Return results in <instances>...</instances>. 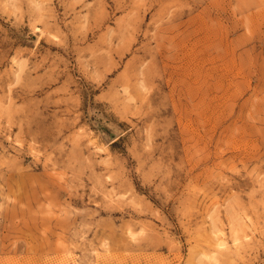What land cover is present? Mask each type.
Wrapping results in <instances>:
<instances>
[{
    "label": "rangeland",
    "instance_id": "1",
    "mask_svg": "<svg viewBox=\"0 0 264 264\" xmlns=\"http://www.w3.org/2000/svg\"><path fill=\"white\" fill-rule=\"evenodd\" d=\"M0 264H264V0H0Z\"/></svg>",
    "mask_w": 264,
    "mask_h": 264
},
{
    "label": "water",
    "instance_id": "2",
    "mask_svg": "<svg viewBox=\"0 0 264 264\" xmlns=\"http://www.w3.org/2000/svg\"><path fill=\"white\" fill-rule=\"evenodd\" d=\"M93 125L102 128L106 133H108L110 138L115 137V133L112 132L105 124H97V125L93 124Z\"/></svg>",
    "mask_w": 264,
    "mask_h": 264
},
{
    "label": "bare ground",
    "instance_id": "3",
    "mask_svg": "<svg viewBox=\"0 0 264 264\" xmlns=\"http://www.w3.org/2000/svg\"><path fill=\"white\" fill-rule=\"evenodd\" d=\"M216 243V242H215ZM222 246V245H221Z\"/></svg>",
    "mask_w": 264,
    "mask_h": 264
}]
</instances>
